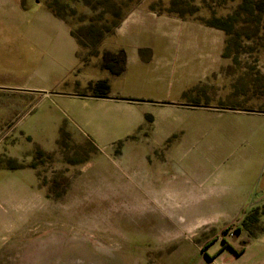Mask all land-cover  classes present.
Returning a JSON list of instances; mask_svg holds the SVG:
<instances>
[{
    "label": "rangeland",
    "instance_id": "rangeland-1",
    "mask_svg": "<svg viewBox=\"0 0 264 264\" xmlns=\"http://www.w3.org/2000/svg\"><path fill=\"white\" fill-rule=\"evenodd\" d=\"M23 2L59 9L80 66L51 88L37 42L13 40L17 0H0V264H197L222 247L227 264H264V206L251 234L237 231L243 219L202 232L238 201L195 196L258 122L221 112L264 109V0ZM120 48L153 63L111 75L104 56ZM90 79L131 103L55 94Z\"/></svg>",
    "mask_w": 264,
    "mask_h": 264
},
{
    "label": "crops",
    "instance_id": "crops-1",
    "mask_svg": "<svg viewBox=\"0 0 264 264\" xmlns=\"http://www.w3.org/2000/svg\"><path fill=\"white\" fill-rule=\"evenodd\" d=\"M16 10L18 16H15L12 19L14 42H37V46H40V50H42L46 56L45 65H43L46 66L45 71H39V73L43 76L49 77L53 83L51 88L54 87V89H59L63 83L66 84L69 77L80 66L79 43L72 35V29L70 28L69 23L64 18L54 15V13L47 6H40L38 8L34 4L31 7L29 3H25L23 0H17ZM130 17H127L124 23ZM218 52L219 55L222 54L221 50H218L217 54ZM152 63L153 61L145 62L140 58H134L130 61L129 56H127L125 72L133 64L138 65ZM89 81L94 82L92 79L88 80V82ZM4 88H6V86ZM11 88L19 89L25 87L16 86ZM29 88H31L29 92L32 93H34L33 89H43L35 86ZM48 92L50 91H46L43 95H49ZM76 92L77 91H73V93H62L57 91L55 94L60 96L59 99H61L63 103H67L66 98L76 97L100 101V104L103 103L104 105L118 102L131 103L130 101L113 97L112 94L107 97L94 98L89 97L94 95L88 93L87 91L84 93ZM200 108L206 110L204 107ZM251 111L257 112L240 110H231L226 113L224 112V114L221 112V115H248L247 118H256L258 122L255 126H249V128H245L243 130V133H248V135L243 134L242 136L244 146L238 148L236 153H232L235 155L232 160L233 162L222 172L220 177L215 180V183H209L207 186L204 184L202 190H198L199 194L195 195L205 201L213 199L227 202L230 200L238 201L237 205L234 204V213L230 219L223 222H220L219 219H206L203 224L204 229L202 232H214L216 228L212 229V227L215 225L219 228V231L217 232H220L223 228L233 223L235 220L243 219L245 213L253 207L264 206V109L253 108ZM211 112L213 114L218 113L213 109H211L210 113ZM79 117L82 119L81 115H79ZM91 124L98 135H105L106 130L103 128L104 123L100 119L92 121ZM58 127H60V129L62 128L61 126ZM240 132L241 131H238V133ZM215 236L216 235L203 241L201 246L210 245L215 241L213 240ZM223 249L224 252L220 251L218 253L219 255H206L199 257L197 264H227L228 260L225 259L224 253L225 250H228V248L222 247V250ZM236 255L238 254H233L234 259L237 257Z\"/></svg>",
    "mask_w": 264,
    "mask_h": 264
},
{
    "label": "trees",
    "instance_id": "trees-1",
    "mask_svg": "<svg viewBox=\"0 0 264 264\" xmlns=\"http://www.w3.org/2000/svg\"><path fill=\"white\" fill-rule=\"evenodd\" d=\"M49 9L57 17L64 18L62 16L61 12L59 11V9L56 8L53 3L49 6ZM204 24H206L210 27H216L218 29H222L224 31H227L225 26H221L219 24H214L211 22L204 23ZM115 26L118 27V24L116 23ZM111 33H113V32H111ZM72 35L77 39L76 35L73 32H72ZM104 60H105V62L103 64V69L108 71L111 75L120 76L125 72L127 56H126V52L124 49H120L114 53H107L104 56ZM110 90H111V86H110L108 80H106V79L100 80L96 83L91 81L89 83L88 88H87L88 93H91L92 95L98 96V97H107L108 95H110ZM258 219H259V208L256 207V208H252V209L248 210L244 215L242 223L237 226V228H236L237 231H239V232L248 231V233L251 234V231L249 230V228L251 225L253 226V225L257 224ZM244 250H245V248H242V250L236 252V254L240 255L244 252Z\"/></svg>",
    "mask_w": 264,
    "mask_h": 264
},
{
    "label": "water",
    "instance_id": "water-1",
    "mask_svg": "<svg viewBox=\"0 0 264 264\" xmlns=\"http://www.w3.org/2000/svg\"><path fill=\"white\" fill-rule=\"evenodd\" d=\"M89 97L102 98V97H98V96H89ZM126 101H130V100H126ZM193 107H202V106H193ZM247 112H257V111H247Z\"/></svg>",
    "mask_w": 264,
    "mask_h": 264
},
{
    "label": "built area",
    "instance_id": "built-area-1",
    "mask_svg": "<svg viewBox=\"0 0 264 264\" xmlns=\"http://www.w3.org/2000/svg\"><path fill=\"white\" fill-rule=\"evenodd\" d=\"M229 235H230V236H232V235H233V233H229ZM219 238H220V237H219Z\"/></svg>",
    "mask_w": 264,
    "mask_h": 264
}]
</instances>
